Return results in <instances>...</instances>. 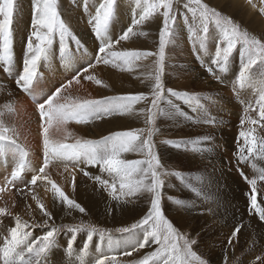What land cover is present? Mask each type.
Returning a JSON list of instances; mask_svg holds the SVG:
<instances>
[{
	"label": "rangeland",
	"instance_id": "1",
	"mask_svg": "<svg viewBox=\"0 0 264 264\" xmlns=\"http://www.w3.org/2000/svg\"><path fill=\"white\" fill-rule=\"evenodd\" d=\"M143 2L144 0H141V3ZM203 2L207 3L209 7L217 9L222 14L231 17L235 23L240 25L242 30H246L257 38L264 39V13H261L259 10L260 7H264V3L261 0H251V3L249 0H203ZM33 3L34 0H18L13 25L14 57L10 66L11 70L5 71L4 66L0 64V114H3L2 119L6 126L14 129L18 134L19 145L26 146L22 150L17 145H10L7 152L0 151V168L5 170L0 171V176L5 181L0 184V187H4L5 189L3 192H0V200L4 199L0 201V207L8 206L12 212L11 205L15 204L19 199L21 200L20 197L26 198L33 193V190L38 188L39 194L37 195H39V198H37L52 213L53 219L48 221L47 225H44V221L47 218L42 216L43 214L36 200H31L32 203H22L23 208H21L23 210L28 209V205H34L36 208L32 209L31 207L30 211L29 209L26 211L32 215H23L19 211L18 213H13V216L0 217V241L5 240L10 235L11 228L15 226L14 216L19 214L22 222L28 221L32 225L27 229L32 240L38 241L51 226L61 229L56 238V246L53 249L59 251L62 261L73 259L77 263L81 249L86 250L82 253L85 261L94 260L102 247L106 249V242L102 245L98 235L89 241L87 231L75 234V239L73 240V234L67 228H63V226L74 225L83 220L99 228L112 229L113 231L120 227H129L149 210L150 196L144 194L127 204H112L116 201L112 200L108 190L104 189L95 180L96 176L110 180L108 174L103 172L99 167H90L84 164H68V171H65V163L53 161L44 174L49 176L52 181H55L69 198L75 199L86 209V212L81 214L76 209L66 208L68 212L59 217L55 210L56 208L50 204L51 200H53V203L56 200L51 184L48 181H38L37 185L34 186L29 183L31 177L38 173L39 167L43 164V137L37 106L38 103L54 92L57 87L71 80L74 75L79 74L81 76L80 84H76L73 81V84L62 95L81 99H99L103 96L144 93L148 96V101H141L135 104L133 111L124 115L106 117L103 120L92 121L87 124L70 122L67 131L72 133V136L68 137V142H72L76 137L100 139L102 135H108L116 131L147 129L146 115L141 114L140 109H148L150 107L152 84L154 82L152 77L155 73V62L158 56H149L146 58L147 60L142 58L131 69L124 65L117 67L113 64L105 65L102 62L96 64L95 56L99 47V41L94 37L91 25L88 24V18L90 12L94 13L98 0H86V3L85 0H58L62 18L65 19V22L80 38L81 44L75 46L74 41H69L74 55L71 65L68 66L59 53V43L57 40L54 44L53 57L42 65V75L39 78L38 86L34 88L32 93L22 91L16 85L15 80L17 73L22 69L26 40L32 31ZM118 3V18L111 29L113 38L119 36L124 29L130 26L133 15L140 11L136 6V0H118ZM184 3H187V0H179L178 3L177 0H173L174 9H177L179 13H183L185 11L183 8ZM179 20L180 17L178 16ZM161 25L162 17L157 14L143 24L135 26L133 30L138 34L131 36L127 41H122L119 45L115 46L114 50L148 51L158 54ZM16 35H19L18 41L15 37ZM190 40L192 38L187 28L181 24L176 29L175 42L166 46L165 67L162 75L165 88L183 86V90L180 92L188 91L199 93L204 97L212 96L217 103L226 104L227 102L223 99L225 96V99L230 100V102L236 100L237 102H247V104L254 106V101L258 97L252 89L251 94H249V88L237 90L233 87L237 72L242 64V61H236L238 60L236 58L240 57L239 48L231 57L232 61L229 66V72L220 73L216 71V74L213 75L206 71V67L210 66V58L203 56ZM15 41H17V49L14 48ZM214 51L215 42L209 45V52L214 55ZM167 61L173 63H167ZM143 62H146V65ZM90 63L94 67L89 68L88 65ZM85 68H87V72L84 71ZM102 68L103 70H101ZM107 70L111 71L110 75H108L109 78L106 77L107 74H103ZM185 72H188L192 76V80H185L183 77ZM86 75H94L102 81V84L97 85L95 81L85 80L83 77ZM193 76H200L201 81L203 78L208 77V81L205 84L206 87L203 88L201 82L194 83ZM217 76H223L224 80L221 77L217 80ZM226 76L227 82L229 80V88L227 87L228 83H225ZM103 85H107V87ZM211 85L218 87H211ZM222 85H226L223 87V91L220 87ZM197 87L199 88L195 89ZM225 91L227 92L225 93ZM235 92H238V94ZM231 93L234 97H232ZM168 100L171 101V104L161 102V107L172 114L158 116L155 121V128L158 131L153 135L152 139L155 142L156 150L160 155L161 163L167 170L182 172L187 177L186 183H190L192 187L197 189L203 185V192L197 195L191 188L186 186V183L181 182L177 177H167L162 191V207L165 215L172 221L180 233L186 234L190 239L197 240L198 243L193 246V250L204 259H207L209 264H260V262L256 261V256L264 257V224L262 227L258 226L256 231L254 229L251 230V233L254 234L253 237L251 234L243 236L241 233L243 230L251 228V225H253L252 217H258L257 214L250 211L249 196L251 194V185L244 177H248V172L250 171L253 172L254 178H256L260 170L264 168V160L261 158H249L247 162H244L237 159L239 155L238 150L243 145L239 132L246 127H250L249 124L246 126V123L242 125L241 119L246 114H258V111L250 112L245 110L246 105L236 107L238 111L241 110L243 113L239 117V122L235 119L232 120V118H228L227 122H221L224 120L218 119L217 112H214L215 114H208L206 118L201 116L199 119L195 117L192 120L190 114L187 115L183 109L184 107L186 108V103L180 97L172 96L166 92L165 101ZM172 105H175L178 111H174ZM256 107L254 106L253 108L256 109ZM213 110L215 111V108ZM180 113H184L186 118L180 119ZM208 118H211L213 123L202 122ZM214 126H217V128H213ZM219 126H229L230 129H226L228 132L233 131V129L240 131L235 134H224V132L218 129ZM256 134L264 136V129L257 127ZM63 136L64 133L56 134L53 130L52 138L62 139ZM205 136H211L212 139L207 142L202 141L196 147L211 149V151H193L191 150V145L187 148L182 147L178 149L173 145L162 143L165 140L195 139ZM24 151L27 153L31 151L29 157L28 154L26 157L24 156ZM182 151H184L182 154H177V152L180 153ZM21 158L26 159L29 163L22 179L18 180L16 184L15 181V186H13L12 184H8L7 181L11 179V173ZM125 158L142 159L143 155L129 153L125 154ZM8 162L13 166H10ZM73 169H76L75 187H73L72 178H68L69 174L73 173ZM85 171L90 173V175H84ZM223 171L230 175L226 176L223 174ZM197 177L200 179H197ZM238 178L243 180L244 184H241L240 182L242 181ZM48 184H50V188H48ZM84 188L85 191L88 190V193H93L95 189L99 190L101 199L103 200L102 203H98L100 206L97 209L100 210L97 211L94 205H89L86 197L77 195V192L79 193ZM48 193L51 197L50 200H47ZM15 195H18L19 199ZM257 197L258 202L264 206V181L257 180ZM177 199L186 202L188 205H194V207L189 209L183 205H177L174 202ZM59 205L63 207L65 204L63 202L59 203L57 206L58 211H60ZM128 206H131L132 211L128 210ZM109 208L112 209L111 212L108 211ZM104 214L106 215L103 216ZM177 217L178 219H176ZM258 220L261 221L259 218ZM238 224L243 225L241 231L237 234L233 243L229 244V237ZM222 226H224L223 229H221ZM117 235L120 234L117 233ZM211 240H213L211 246L215 247L214 252L206 249V245L209 246ZM69 243L72 244L71 249L67 247ZM0 247H2V244H0ZM155 247L154 243H150L147 249L145 248L146 250L143 249V251L146 253ZM52 250L44 258L45 264H55L52 254L56 253L52 252ZM145 253H142V250H140L138 253L134 252L130 257L122 256L118 253L110 254L118 255L121 264H127V261L138 260ZM225 257H227L226 260ZM81 260L79 264H81Z\"/></svg>",
	"mask_w": 264,
	"mask_h": 264
},
{
	"label": "snow or ice",
	"instance_id": "2",
	"mask_svg": "<svg viewBox=\"0 0 264 264\" xmlns=\"http://www.w3.org/2000/svg\"><path fill=\"white\" fill-rule=\"evenodd\" d=\"M178 2L179 0H177ZM249 2L251 3V0ZM261 2L264 3V0ZM17 3L18 0H0V64L4 66L5 71L11 70L10 66L14 57L13 25ZM136 6L140 11L133 15L132 24L115 38H113L111 29L118 18V0H98L94 13H89L88 24L91 25L94 37L99 41L95 56L96 64L102 62L105 65L113 64L117 67L124 65L131 69L142 58L158 56L155 62V73L152 77L154 82L150 107L140 109V113L146 115L147 129L116 131L102 136L100 139L76 137L72 142H68V137L72 136V133L67 131L70 122L87 124L103 120L106 117L124 115L131 113L135 104L148 101V96L144 93L103 96L99 99H81L62 95L73 84V81L80 84L81 76L74 75L71 80L57 87L54 92L38 103L43 137V164L39 167L38 173L31 177L29 183L34 186L38 181H48L56 199L63 202L69 209H76L81 214L85 213L86 209L75 199L69 198L55 181L44 174L53 161L65 163V171H68V164L99 167L108 174L110 180L102 179L101 176H96L95 180L108 190L111 199L118 205L130 203L133 199H138L144 194L150 196L149 210L129 227H120L113 231L112 229L99 228L83 220L74 225H64L63 228H67L73 234V240L75 234L87 231L89 241L98 235L102 245L106 242V249L102 247L94 260H81V264H121L118 255L110 253L130 257L134 252L138 253L145 249L150 243H154L156 247L146 252L138 260L127 261V264H209L207 259L193 250V246L198 243L197 240L190 239L186 234L180 233L165 215L162 207V191L167 177L175 176L184 183L187 182V177L180 171H169L164 167L152 137L158 131L155 128L157 117L172 114L161 107V102L171 104L170 100L165 101L166 92L172 96L180 97L185 103L193 105L196 110L203 107V100H210L211 97L165 88L162 80L165 67V48L175 42L176 29L183 24L187 28L194 46L203 56L210 58V66L206 67V71L213 75L216 74V71L220 73L229 71L231 57L239 48L242 64L233 87L237 90L252 89L258 97L254 101L256 109L252 104H248V111L258 110L257 118L253 119L246 114L241 120L242 125L247 123L250 127L239 132L243 145L238 150L237 159L247 162L249 158L264 160V136L256 134L257 127L264 129V39L242 30L231 17L209 7L203 0H187V3L183 4L185 10L183 13L174 9L173 0H144L143 3L141 0H136ZM32 10V31L26 40L22 69L17 73L15 80L20 90L29 93H32L38 86L39 78L42 75V65L53 57L54 44L57 40L59 53L68 66L71 65L74 55L69 41H74L75 46L81 44L80 38L62 18L58 0H34ZM259 10L264 13V7H260ZM157 14L162 17L158 54L148 51L114 50L116 45L138 34L133 30L135 26L143 24ZM178 16L180 17L179 21ZM213 42H215L214 55L209 52V45ZM88 67L91 68L94 65L90 63ZM84 71L87 72V68ZM83 78L87 81H95L97 85L102 84V81L94 75H86ZM216 78L220 79L219 76ZM103 86L107 87V85ZM172 108L174 111H178L175 105H172ZM2 115L0 114V151L7 152L10 145H17L24 150L26 146L19 145L18 134L14 129L6 126ZM180 115L185 114L180 113ZM202 122L213 123L211 118ZM53 130L56 134L64 133L63 138H52ZM211 139V136H205L195 139L165 140L162 143L173 145L178 149L191 145L193 151H211V149L196 147L198 143ZM129 153L142 154L143 158H125V154ZM24 156H27L26 151H24ZM27 165V160L21 158L7 183L15 186L14 182L22 179ZM75 171L76 169L72 170L73 187H75ZM84 175L88 176L90 173L85 171ZM244 178L251 185L250 211L257 214L258 218L264 222V206L258 202L257 197V180L264 181V168L260 170L256 178L248 179L247 176ZM197 179L200 178L197 177ZM186 186L197 195L203 192V185L199 189L192 187L190 183H186ZM4 190V187H0V192ZM32 199L36 200L41 213L47 218L44 221V225H47L48 221L53 219L52 213L47 210L45 204L36 195H32ZM174 202L189 209L194 207V205H188L178 199ZM27 207L30 211L31 205ZM108 211L111 212L112 209L109 208ZM6 216H13V213L8 207H0V217ZM14 220L15 226L11 228L10 235L0 241L2 244L0 264H45L44 258L56 246V238L61 229L51 226L46 234L37 241L30 239L27 229L32 225L28 221L22 222L19 214L14 216ZM242 226L239 224L235 226L229 237V244L233 243ZM67 247L71 249L72 244L69 243ZM226 259L227 257H225ZM256 261L264 264V257L256 256Z\"/></svg>",
	"mask_w": 264,
	"mask_h": 264
},
{
	"label": "bare ground",
	"instance_id": "3",
	"mask_svg": "<svg viewBox=\"0 0 264 264\" xmlns=\"http://www.w3.org/2000/svg\"><path fill=\"white\" fill-rule=\"evenodd\" d=\"M76 26V25H75ZM81 33V32H80ZM16 37V39H17V41H18V37H19V35L17 36H15ZM17 41H15V46H14V48L15 49H17ZM239 52V51H238ZM242 59V58H241ZM145 60H147V59H145ZM143 64H145L146 65V62H143ZM45 69V68H44ZM43 69V70H44ZM101 70H103V68L101 69ZM111 72V71H110ZM110 72L107 70V71H104L103 72V74H107L106 75V77H108L109 78V76L108 75H110ZM192 72V71H191ZM118 74V73H117ZM190 74H188V72H185V74L183 75V77L185 78V80L186 81H189V80H192L191 78H192V76L190 75V77H188ZM205 75V74H204ZM112 76V75H111ZM115 76V75H114ZM119 76V75H118ZM105 77V78H106ZM193 78H194V83H196V82H201V84H202V87L203 88H205L206 86H205V84H206V81H208L207 79H208V77H205V78H203V76H202V78H203V80L201 81V77L200 76H193ZM113 79V78H112ZM117 79V78H116ZM118 81V80H117ZM115 83V82H114ZM197 84V83H196ZM199 85V84H198ZM211 87H215L214 85H211ZM2 90V89H1ZM2 92H3V90H2ZM227 91H225V93H226ZM5 93V92H4ZM3 94V93H2ZM6 94V93H5ZM249 94H251V89H250V93ZM249 94H247V96H249ZM9 95V94H8ZM231 95H232V93H231ZM244 95H246V94H244ZM232 97H234L233 95H232ZM233 101V105L231 104V103H229L228 102V105L229 106H231L232 107V110H231V108L230 109H228L227 107L225 108L224 107V109L226 110V112L229 114V116H230V118H232V120L233 119H235V120H238V122H239V117H241V115L243 114L242 112H240V110L238 111V109H236V107H238V105H237V103H235V101L234 100H232ZM240 102V101H239ZM239 105H241V103L239 104ZM229 111V112H228ZM225 112V111H224ZM226 113V114H227ZM250 114H248V116H249ZM257 115L258 114H254L253 116L251 115L250 117H252L253 119H255V118H257ZM178 118V117H177ZM185 119L186 118V116L185 115H183V116H181V118L180 119ZM242 120V119H241ZM68 127V126H67ZM231 127V126H230ZM180 128H182V127H180ZM179 128V129H180ZM229 128V126L228 127H223V126H221V127H219L218 129L221 131V132H224V134H235V133H237V131L236 130H234L232 127H231V129H233V131H230V132H228L226 129H228ZM247 128L248 127H246L244 130H247ZM230 129V128H229ZM39 135V134H38ZM40 136V135H39ZM231 143V142H230ZM179 151V150H178ZM184 151H182V152H180V153H178L177 152V154H182ZM33 153V152H32ZM36 154V153H35ZM257 163V162H256ZM223 164V163H222ZM250 165V164H249ZM40 166V165H39ZM258 166V165H257ZM5 168H6V166H4ZM224 168V167H223ZM258 168H259V166H258ZM1 170V172L2 171H5L3 168H0ZM47 171H49V170H47ZM247 171V170H246ZM47 173V172H46ZM48 174V173H47ZM223 174H225L226 176H229L230 174L229 173H227V172H225V171H223ZM248 174H249V179H252V178H254V174H253V172H248ZM70 176H68V178L69 177H71L72 178V175H73V173L72 174H69ZM76 175V174H75ZM234 175V174H233ZM238 175V174H237ZM256 175V174H255ZM237 177V176H236ZM8 179V178H7ZM228 179V178H227ZM239 179V178H238ZM4 180V179H3ZM239 180H241V179H239ZM242 182H240L241 184H244V181L243 180H241ZM68 182V181H67ZM248 182V181H247ZM39 184V183H38ZM42 184V183H41ZM233 184V183H232ZM37 185V184H36ZM88 185V184H87ZM178 185V184H177ZM262 185V184H261ZM91 186V185H90ZM235 186V185H234ZM37 187V186H36ZM89 187V186H88ZM8 188V187H7ZM48 188H50V184H48ZM87 188V187H86ZM96 188V187H95ZM38 189V188H37ZM37 189H35V190H33L32 192L33 193H31L30 195H28L26 198H24V197H20L21 198V200L19 199V197H18V195L20 194H18V195H15V196H17V198L19 199L15 204H13V203H11V204H13V205H11L12 207H11V209H13V211H12V213H18L19 211H21L22 212V214L23 215H32V214H30V213H28V212H26L28 209H22L23 207V205H22V203H28V202H30V203H32V201L31 200H34V199H32V195H36L37 197L39 196V195H37V194H39V190L37 191ZM41 189V188H40ZM89 189V188H88ZM243 189V188H242ZM17 190V189H16ZM48 190V189H47ZM49 192V191H48ZM52 192V191H51ZM50 192V193H51ZM184 192V191H183ZM54 193V192H53ZM52 193V194H53ZM186 193H188V192H186ZM23 195V194H22ZM77 195H79L80 197H86L87 198V202H88V204L89 205H94L96 208L95 209H97V208H99V204L98 203H102V199H101V194H100V192H99V190H94V192L93 193H88V190H86L85 191V188H84V190H81L79 193L77 192ZM41 196V195H40ZM47 196V195H46ZM45 196V197H46ZM2 198V197H1ZM11 198V197H10ZM39 198V197H38ZM47 198V197H46ZM56 198V197H55ZM41 199V198H40ZM51 199V197H50V194L48 193V198H47V200H50ZM4 200V199H3ZM3 200H0V201H3ZM8 200V199H7ZM35 201V200H34ZM5 202H7V201H5ZM4 203V202H3ZM8 203H10V202H8ZM59 203H61L60 201H58L57 199L55 200V203H53V200H51V205L53 206V207H55L56 209V212H57V215H59V217H61L60 215H62V214H66L68 211H67V209H69L66 205H63V207H61L60 205H59V210L60 211H58L57 210V206H58V204ZM2 205V204H1ZM7 206V205H6ZM25 206V205H24ZM8 207V206H7ZM22 207V208H21ZM32 207V209H35L36 207L33 205V206H31ZM180 207V206H179ZM67 208V209H66ZM178 209V208H177ZM66 210V211H65ZM93 210H94V208H93ZM98 210H100V209H97V211ZM36 211V210H35ZM43 216V215H42ZM181 216H182V214H181ZM219 216V215H218ZM181 218V217H180ZM176 219H178V217L176 218ZM252 219H253V221H252V224L253 225H251V228L249 229V230H243V232L241 233V235H246V236H248L249 234H251L252 235V237H253V233H251V230L252 229H254L255 231H256V229L258 228V226L259 227H262V225L264 224V222H262V221H259L258 220V217H256L255 218V216L254 217H252ZM183 223V222H182ZM245 224V223H244ZM249 224V223H248ZM224 228V226H222L221 227V229H223ZM247 229V228H246ZM257 233V232H256ZM255 233V234H256ZM259 235V234H258ZM263 235V234H262ZM242 238H244V237H242ZM213 240H211L210 241V243H209V246L208 245H206V249H208L210 252H214V246H211V242H212ZM97 250V249H96ZM52 252H55L56 254H52L53 255V259H54V261H55V264H77L73 259L72 260H65V261H62V258H60V255H59V251L58 250H56V249H53L52 250ZM75 254V253H74ZM78 257V256H77ZM93 259V258H92Z\"/></svg>",
	"mask_w": 264,
	"mask_h": 264
},
{
	"label": "crops",
	"instance_id": "4",
	"mask_svg": "<svg viewBox=\"0 0 264 264\" xmlns=\"http://www.w3.org/2000/svg\"><path fill=\"white\" fill-rule=\"evenodd\" d=\"M190 42H192L193 43V40H190ZM194 44V43H193ZM236 59H238V60H236L237 62L238 61H242V59H241V57H237ZM232 61V60H231ZM231 61H230V64H231ZM167 63H173V62H168L167 61ZM174 68H177V67H174ZM165 71L167 72V70H166V68H165ZM229 72V71H228ZM239 72V71H238ZM237 72V73H238ZM219 77H221L223 80H224V77L223 76H219ZM225 83H228V85H227V87L229 88V80H228V82H227V76H226V79H225ZM215 86V85H214ZM226 85H222V86H220L221 88H222V91H223V87H225ZM215 87H218V86H215ZM172 89H174V90H176V91H181V90H183V86H179V87H171ZM199 87H197V88H195V89H198ZM236 94H238V92H235ZM252 95H253V92H252ZM209 97H211V99L209 100V99H205V100H203L202 101V104H203V107L202 108H200L199 110H196L195 108H194V106L193 105H191V104H188V103H186V108H187V110H186V108L184 107L183 109L185 110V112H186V114L187 115H189L190 114V118L193 120L195 117H198V119L201 117V116H203L204 118H206L207 117V115L208 114H215L214 112H217V114H218V119L219 120H224V121H221V122H227V119L228 118H230V116H229V114L226 112V110L224 109V107L226 108L227 106H228V102L229 103H231V104H233V101H231L230 102V100L228 101V100H226L225 99V96H224V100L227 102L226 104L225 103H217L213 98H212V96H209ZM235 103H237V105L238 104H240L241 103V105H239L238 107H240V106H242V105H246V109L245 110H248V104H247V102L246 103H242V102H237L236 100H235ZM254 106H256V104L254 105ZM253 106V107H254ZM213 108H215V111L213 110ZM216 108H217V110H216ZM228 109H230L231 108V106H228L227 107ZM257 108V107H256ZM255 109V108H254ZM225 111V112H224ZM258 111V110H257ZM195 112V113H194ZM229 112V111H228ZM240 112H242L241 110H240ZM250 112H252V111H250ZM199 113V114H198ZM227 113V114H226ZM198 114V115H197ZM254 114H252V116H253ZM249 116H251V115H249ZM215 118V117H214ZM244 119V118H243ZM197 121V120H196ZM196 121H194V122H196ZM226 124V123H225ZM246 126H247V123H246ZM220 127V126H219ZM213 128H217V126H214ZM240 130H237V132H239ZM107 135V134H106ZM106 135H102V136H106ZM101 136V137H102ZM87 166V165H86ZM112 204H117L116 202H113ZM131 206H128V210H131L132 211V209L130 208ZM115 209H117L116 207H115ZM106 214H104L103 216H105ZM184 221V220H183ZM204 222V221H203ZM208 223H209V221H208ZM146 249H147V247H146ZM145 249V250H146ZM82 250L83 249H81L80 250V253H79V258L77 259V264H79V261L81 260V259H83L84 260V257H83V252H82ZM142 253H145V251H143V249H142Z\"/></svg>",
	"mask_w": 264,
	"mask_h": 264
}]
</instances>
